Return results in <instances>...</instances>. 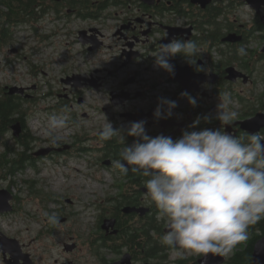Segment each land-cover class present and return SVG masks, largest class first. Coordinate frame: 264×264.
Returning <instances> with one entry per match:
<instances>
[{
    "label": "flooded vegetation",
    "instance_id": "flooded-vegetation-1",
    "mask_svg": "<svg viewBox=\"0 0 264 264\" xmlns=\"http://www.w3.org/2000/svg\"><path fill=\"white\" fill-rule=\"evenodd\" d=\"M21 1L27 6L19 5L21 21L11 25V32L30 31L40 44L37 53L60 49L64 55L43 64L30 61L31 87H20L25 95L16 96L36 104L44 83L49 114L68 115L69 123L55 133V144L46 131L39 135L21 124L15 140L31 134L33 142L26 151V169L16 174L29 169L41 174L38 162L61 165L63 157H94L90 167L106 170L111 184L88 205L76 188L46 183L42 189L35 180L25 182L28 201L10 192L11 210L0 211V264H200L204 257L161 242L167 229L163 218L157 220L158 210L144 186L150 177L131 170L123 175L113 166L124 145L118 138L101 141L102 127L94 120H108L120 129L125 146L136 139L127 136L131 122L139 121L146 122L149 136L177 140L185 130L220 129L216 108L219 96L227 92L238 118L222 130L230 127V134L246 138L249 133L241 123L264 114V0ZM173 39L192 40L199 48L196 66L182 55L169 61L174 75L157 67L154 57L161 43ZM241 47L245 56L237 54ZM12 50L21 56V50ZM189 82L203 83L197 91H187L184 84ZM160 98L177 103L171 117H155ZM163 111L167 113V106ZM197 117L201 123L190 128ZM259 132L264 134V128ZM52 214L58 225L48 222ZM223 258L228 264L230 258Z\"/></svg>",
    "mask_w": 264,
    "mask_h": 264
},
{
    "label": "clouds",
    "instance_id": "clouds-1",
    "mask_svg": "<svg viewBox=\"0 0 264 264\" xmlns=\"http://www.w3.org/2000/svg\"><path fill=\"white\" fill-rule=\"evenodd\" d=\"M237 54L245 56L246 49L239 48ZM177 55L196 66L198 45L188 39L161 43L154 55L155 64L174 75V65L169 61ZM197 70L202 69L197 66ZM188 99L193 107L197 105L195 98ZM230 104L227 92L219 96L215 119L220 129L185 130L177 140L149 136L145 121L131 122L127 136L136 138L131 146H125V135L108 120L98 133L101 141L118 138L124 145L120 159L113 161L123 175L131 170L150 177L144 186L158 210L157 220L165 221L167 231L161 242L169 248L178 247L200 257H227L249 240L251 226L264 221V134L257 132L245 138L223 131L238 118ZM176 107L175 101L160 98L154 115L157 119L171 117ZM203 120L211 122L208 116ZM68 123V115L49 118L46 135L51 143L59 140L55 133ZM200 123L201 117H197L189 127ZM48 222L55 226L59 219L52 214Z\"/></svg>",
    "mask_w": 264,
    "mask_h": 264
},
{
    "label": "rangeland",
    "instance_id": "rangeland-1",
    "mask_svg": "<svg viewBox=\"0 0 264 264\" xmlns=\"http://www.w3.org/2000/svg\"><path fill=\"white\" fill-rule=\"evenodd\" d=\"M13 40L4 48H0V89L6 87H31L32 79L30 78L29 62L35 61L37 64L52 59L59 61L64 55L60 49L58 52L50 53L46 49H40L37 53L36 48L40 44L36 41L35 36L28 30L13 31ZM12 49L21 50V56H14L10 52ZM36 53V54H35ZM11 60L12 63L8 61ZM41 83V88L38 93V101L36 104H29L26 108L29 110L28 127L31 131L43 135L47 129L48 120L55 114H49L47 101L44 95L47 93V88L44 83ZM234 109H237L235 106ZM56 116V115H55ZM94 123L103 127L106 122L103 119L96 118ZM65 129V128H64ZM61 129V130H64ZM58 130L57 133H59ZM15 138L12 130L0 137V155L3 154L7 148L16 147L21 151L20 147L15 145ZM94 157H86L84 160H74L69 158H61V165L53 164L54 162H38L37 165L41 168V174L35 173L32 170H27L25 173L16 174L15 176L8 177L7 179L0 180V190H8L14 194H19L22 200L28 201V185L26 181H40V187L45 189L46 183L53 185H63L65 187H73L78 189L79 197L83 204L88 205L95 201V195H103V188L107 184H111L106 170H96L90 167V160ZM89 160V161H88ZM95 173L101 178L106 185H100L95 179ZM5 170L0 167V177L4 178ZM40 188V189H41ZM31 207L27 208L29 211ZM86 221V220H85ZM23 225L20 224L19 227ZM232 254L226 258H230Z\"/></svg>",
    "mask_w": 264,
    "mask_h": 264
},
{
    "label": "trees",
    "instance_id": "trees-1",
    "mask_svg": "<svg viewBox=\"0 0 264 264\" xmlns=\"http://www.w3.org/2000/svg\"><path fill=\"white\" fill-rule=\"evenodd\" d=\"M2 6L8 10H2ZM26 6L21 0H0V48H4L12 42L13 37L10 27L13 23L21 21L18 17L21 14L19 8H25ZM27 105H29L28 100L16 95L10 96L6 93L5 88L0 89V137L10 132L12 125L15 123L27 124L30 110L26 108ZM15 141V145L20 147L21 151L17 150L16 147H9L0 155V167L6 172L4 180L15 176L17 171L27 167L26 151L33 142V138L30 134L22 141ZM249 232V240L245 244L237 246L241 250L234 253L228 264H252L254 245L260 238L264 237V221L251 226Z\"/></svg>",
    "mask_w": 264,
    "mask_h": 264
},
{
    "label": "water",
    "instance_id": "water-1",
    "mask_svg": "<svg viewBox=\"0 0 264 264\" xmlns=\"http://www.w3.org/2000/svg\"><path fill=\"white\" fill-rule=\"evenodd\" d=\"M16 53V50H12ZM203 83V82H199ZM198 82H189L185 83V88L195 89L197 91V87L199 85ZM6 93L10 96L21 95L24 96L26 90L20 87H6ZM243 131L253 134L259 132L262 128H264V114L257 115L255 118L247 120L241 123ZM11 130L13 132V136L18 138L21 133V124L15 123L12 125ZM227 132L230 134L231 129L228 128ZM12 200V196L10 191L8 190H0V211L8 212L11 210L10 202ZM226 259L221 256H214L209 254L207 257H204L200 264H225ZM252 264H264V237L260 238L254 245L253 255H252Z\"/></svg>",
    "mask_w": 264,
    "mask_h": 264
},
{
    "label": "bare ground",
    "instance_id": "bare-ground-1",
    "mask_svg": "<svg viewBox=\"0 0 264 264\" xmlns=\"http://www.w3.org/2000/svg\"><path fill=\"white\" fill-rule=\"evenodd\" d=\"M61 102V101H60ZM37 139V138H36ZM40 142V141H39ZM36 164V163H35Z\"/></svg>",
    "mask_w": 264,
    "mask_h": 264
}]
</instances>
